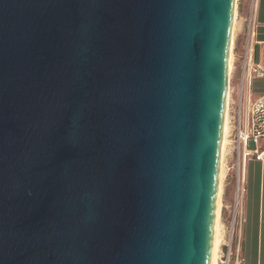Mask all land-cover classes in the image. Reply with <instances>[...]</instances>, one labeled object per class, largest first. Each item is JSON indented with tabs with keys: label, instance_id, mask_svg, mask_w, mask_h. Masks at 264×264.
<instances>
[{
	"label": "water",
	"instance_id": "95a60500",
	"mask_svg": "<svg viewBox=\"0 0 264 264\" xmlns=\"http://www.w3.org/2000/svg\"><path fill=\"white\" fill-rule=\"evenodd\" d=\"M237 0H0V264H211Z\"/></svg>",
	"mask_w": 264,
	"mask_h": 264
},
{
	"label": "crops",
	"instance_id": "0c3cea01",
	"mask_svg": "<svg viewBox=\"0 0 264 264\" xmlns=\"http://www.w3.org/2000/svg\"><path fill=\"white\" fill-rule=\"evenodd\" d=\"M253 9L252 27L247 22L250 15L247 18L246 6L241 9L236 21L230 90L239 92V95L234 104L230 97V120L236 116L240 105L245 108L264 94V0H255ZM226 147L225 157L229 160L233 148ZM240 252L241 264H264V160L254 157L248 160L246 167Z\"/></svg>",
	"mask_w": 264,
	"mask_h": 264
},
{
	"label": "built area",
	"instance_id": "2783aa9c",
	"mask_svg": "<svg viewBox=\"0 0 264 264\" xmlns=\"http://www.w3.org/2000/svg\"><path fill=\"white\" fill-rule=\"evenodd\" d=\"M253 13L251 27L253 26ZM227 146L236 151L237 159V199L245 192L247 162L251 157L264 160V94L245 108L240 105L236 116L229 120ZM252 145V147H251ZM236 217L227 240L217 252L216 264H241L240 229L237 230Z\"/></svg>",
	"mask_w": 264,
	"mask_h": 264
},
{
	"label": "rangeland",
	"instance_id": "374dc122",
	"mask_svg": "<svg viewBox=\"0 0 264 264\" xmlns=\"http://www.w3.org/2000/svg\"><path fill=\"white\" fill-rule=\"evenodd\" d=\"M254 1L255 0H237L236 2V5H237L236 10L238 11L237 18H238V15L241 9L244 8V6H246L247 18L250 15L247 20L248 25H251L250 22H251ZM232 50L234 51V46ZM232 64H234V57H233ZM230 85H231V77H229V89H230ZM238 93L239 92L234 93L231 91V99H232L231 103L232 104H234V102H237L238 95H239ZM226 150H227V147H226ZM231 154H232L231 159L226 160V157H225V163H224L225 169H224V177H223V183H222L223 188H222V193H221V205L222 206L220 209V225H221L220 227L221 228H220L218 251L220 247L223 248V244L229 236V232L232 226L234 216L236 217L235 220H236L237 230L240 229V226H241L243 196L240 199L239 198L237 199V166H236L237 155H236V151L235 152L232 151V153H230L229 155Z\"/></svg>",
	"mask_w": 264,
	"mask_h": 264
},
{
	"label": "bare ground",
	"instance_id": "6f19581e",
	"mask_svg": "<svg viewBox=\"0 0 264 264\" xmlns=\"http://www.w3.org/2000/svg\"><path fill=\"white\" fill-rule=\"evenodd\" d=\"M237 6V5H236ZM237 9V7H236ZM237 10H235V20H234V26H233V33H232V47H231V53H230V62H229V77H231V72L233 68V46H234V36L235 34V29H236V21H237ZM231 97V90L229 89L228 91V102H227V108H226V113H225V124H224V139H223V146H222V157H221V166H220V174H219V187H218V197H217V202H216V220H215V231H214V243H213V248H212V259H211V264H216V259H217V252H218V247H219V238H220V209H221V193H222V188H223V177H224V163H225V152L226 146H227V136L229 133V120H230V115H229V101ZM228 149V147H227Z\"/></svg>",
	"mask_w": 264,
	"mask_h": 264
}]
</instances>
